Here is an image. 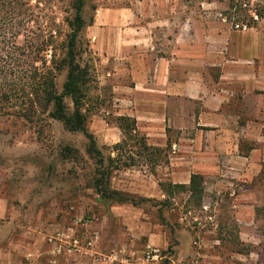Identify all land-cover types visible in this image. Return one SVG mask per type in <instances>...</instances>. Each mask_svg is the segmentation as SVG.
Segmentation results:
<instances>
[{
    "label": "rangeland",
    "instance_id": "obj_1",
    "mask_svg": "<svg viewBox=\"0 0 264 264\" xmlns=\"http://www.w3.org/2000/svg\"><path fill=\"white\" fill-rule=\"evenodd\" d=\"M122 1L127 0H83L86 25L78 36V59L89 66L91 75L84 111L88 129L104 154L103 168L88 154L87 138L67 130L62 122L47 114L20 118L15 114L19 107L5 109L11 115L0 112V250H7L8 240L25 246L31 239L25 234L44 227L52 230L47 240L58 246L56 252L63 244L57 234L64 232L81 239L82 248L63 250L86 258H90L86 249L99 246L111 231L118 242L110 252L123 246L125 255L135 258L134 264H264V49L256 44L255 55L247 60L243 52L247 41L264 38V0H187L195 10L193 17L223 21L238 36L242 46L235 65L252 73L221 110L224 117L201 126L199 155L180 152V145L196 143L179 141L176 133L169 134L167 143L147 140L162 149L159 153L143 152L120 129L118 117L123 115L117 92L94 51L90 26L99 4ZM201 3L207 6L199 7ZM77 4L78 0H32L40 19L30 25L54 30L62 43L71 31L68 21L74 19ZM240 19L254 27L242 28ZM62 52L59 47L58 53ZM66 75L67 71L58 75L59 92ZM67 104L72 107L70 98ZM139 134L145 135L142 130ZM195 135L189 131L186 137ZM125 163L132 164L117 168ZM104 168L111 172V187L124 188L121 191L136 204L100 197L94 182ZM193 172L203 177L201 198L190 192L189 184L180 186ZM154 190L157 195L149 196ZM161 238L162 244H157ZM148 247L157 249L159 258L146 260ZM92 256L100 258L103 253ZM14 259L18 264L29 260L21 254Z\"/></svg>",
    "mask_w": 264,
    "mask_h": 264
},
{
    "label": "crops",
    "instance_id": "obj_2",
    "mask_svg": "<svg viewBox=\"0 0 264 264\" xmlns=\"http://www.w3.org/2000/svg\"><path fill=\"white\" fill-rule=\"evenodd\" d=\"M194 11L187 0L99 4L90 36L117 92L119 114L135 118L138 130L143 131L147 140L164 139L167 143L171 133L179 135V141L194 140L195 146L180 145L179 150L199 155L201 126L224 117L219 115L221 110L252 73L248 67L239 69L235 65L241 43L229 26L205 16L193 17ZM263 39L243 43V52L247 54L244 59L255 55L256 44L264 49ZM189 131L196 134L195 138L186 137ZM194 173L189 174L183 185L190 184ZM148 195L156 196L157 190ZM49 231L52 230L44 227L31 229L25 234L31 238L25 246L17 247L14 240H8L7 250H0V264H18L15 254L28 257L25 264H113L111 258L118 252L126 256L123 246L118 252H110L113 242H118L111 231L99 246L95 243L93 248L86 249L90 258L79 253L70 255L63 249L59 250L61 254L56 252L58 246L47 240ZM162 242L161 238L157 244ZM94 252L103 256L93 257ZM134 259L130 257L131 264Z\"/></svg>",
    "mask_w": 264,
    "mask_h": 264
},
{
    "label": "trees",
    "instance_id": "obj_3",
    "mask_svg": "<svg viewBox=\"0 0 264 264\" xmlns=\"http://www.w3.org/2000/svg\"><path fill=\"white\" fill-rule=\"evenodd\" d=\"M35 7L32 0H0V112L11 115L5 109L19 107L15 114L20 118L32 120L38 114H47L49 118L62 122L67 130L80 132L87 138L88 154L97 159L103 168L105 157L94 134L88 129V115L84 111L85 89L91 79L90 68L79 61L77 52L78 36L86 25L82 16L84 2L78 0L74 19L68 21L71 31L62 43H58L54 30L30 25L33 20L40 19ZM240 20L246 27H254L246 19ZM59 47L63 50L62 54L58 53ZM63 71H67V75L63 91L59 92L57 78ZM67 98L71 99L72 107L67 104ZM118 125L125 136L128 135L139 145L141 151L159 153L162 150L150 145L147 137L139 134L135 118L120 116ZM126 140L124 138L123 142ZM118 146L122 143L115 147ZM66 150L71 152L72 149L67 147ZM131 164L125 163L117 168H128ZM99 172L101 177H96L94 190L102 199L136 204L129 194L111 187V172L105 168ZM161 186L166 189L164 183ZM188 188L194 196L201 198L202 175L192 174Z\"/></svg>",
    "mask_w": 264,
    "mask_h": 264
},
{
    "label": "built area",
    "instance_id": "obj_4",
    "mask_svg": "<svg viewBox=\"0 0 264 264\" xmlns=\"http://www.w3.org/2000/svg\"><path fill=\"white\" fill-rule=\"evenodd\" d=\"M256 19H258L257 16H255ZM236 28L240 27V24H235L234 25ZM242 28H247L245 25H242ZM59 242H62L63 244L59 246L60 249L68 250V252H72L74 250H80L82 248V241L81 239L77 238L74 234H66L64 232L58 233L57 238ZM64 244L67 245L68 247H64ZM92 242L89 241L88 245H91ZM160 254L157 249H154L152 247H148L146 253H145V259L150 261V260H155L159 258ZM111 261L113 264H131V260L129 256H124L121 252L117 253L111 258Z\"/></svg>",
    "mask_w": 264,
    "mask_h": 264
}]
</instances>
